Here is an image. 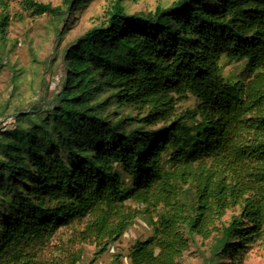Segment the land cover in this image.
I'll list each match as a JSON object with an SVG mask.
<instances>
[{
	"label": "trees",
	"instance_id": "obj_1",
	"mask_svg": "<svg viewBox=\"0 0 264 264\" xmlns=\"http://www.w3.org/2000/svg\"><path fill=\"white\" fill-rule=\"evenodd\" d=\"M61 1L64 10L26 3L60 17L81 2ZM123 1L64 51L46 117L0 132V264H34L84 219L101 254L159 208L130 264H181L194 237L208 239L235 208L242 219L222 227L212 255L263 236L264 0H176L147 15L126 14ZM7 27L2 15V44ZM222 58L246 61V77L225 79ZM190 96L194 107L177 114ZM187 184L192 204L179 200Z\"/></svg>",
	"mask_w": 264,
	"mask_h": 264
},
{
	"label": "rangeland",
	"instance_id": "obj_2",
	"mask_svg": "<svg viewBox=\"0 0 264 264\" xmlns=\"http://www.w3.org/2000/svg\"><path fill=\"white\" fill-rule=\"evenodd\" d=\"M36 3L62 7L61 0H33ZM114 0H81L75 10L64 16L33 15L26 0H0V17H8L4 44L0 43V132L31 123H40L61 90L65 70L64 51L88 29L104 21L106 11ZM176 0H124L126 14L152 13L156 7H168ZM222 76L232 82L244 79L246 61L219 62ZM195 101L177 100L176 113L192 109ZM136 114V112H134ZM20 118L16 121V117ZM179 200L193 202V186H182ZM131 211L143 212V206L127 203ZM158 210L138 215L120 239L97 254L102 246L86 230L88 219L70 228L61 229L37 253L34 264H130L128 254L137 240L152 234L150 218ZM238 208L229 210L214 221L208 239L195 236L181 259V264H264V233L238 254L213 256L211 247L223 226L232 218H241Z\"/></svg>",
	"mask_w": 264,
	"mask_h": 264
}]
</instances>
